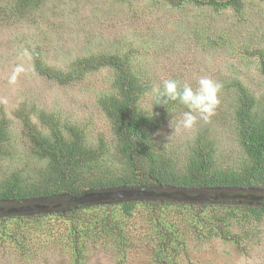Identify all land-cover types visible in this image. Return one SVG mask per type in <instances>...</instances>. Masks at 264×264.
Here are the masks:
<instances>
[{"label": "rangeland", "instance_id": "obj_1", "mask_svg": "<svg viewBox=\"0 0 264 264\" xmlns=\"http://www.w3.org/2000/svg\"><path fill=\"white\" fill-rule=\"evenodd\" d=\"M16 1L0 0V125L3 122L5 132L0 145V180L14 170L32 172L38 164L29 156L31 143L23 122L27 117L45 134L51 122L59 120L67 135L62 124L81 130L91 146L102 140V155L96 158L101 168L115 174L125 169L114 146L113 121L100 102L114 90L113 69L103 65L85 70L60 84L35 68L41 59L67 72L79 60L102 53L125 56L131 70L140 75L146 89L138 108L146 111L153 105V85L164 79L193 87L202 76L220 82V102L208 121L198 120L192 129H184L180 121L186 109L177 103L169 108L153 138L161 152L177 160V169L201 141L213 145L218 169L239 165L242 152L234 120L233 81L255 98L264 96L259 62L264 58V0H242L238 10L215 9L189 0L181 5L166 0H35L34 7L26 6L20 14L14 8ZM172 188L134 189L154 192L142 196L159 199L154 204L138 203L129 215L118 211L113 202L77 209L73 221L96 239L82 238L78 264H264V218L248 222L238 213L237 221L214 223L218 234L207 233L208 225L197 221L202 202L213 203L227 194L238 196L231 198L238 205H250L264 201V195L254 189ZM117 190L125 188L109 191ZM175 192L185 198L171 196ZM199 195L203 198L191 199ZM119 198L128 197L76 202ZM68 200L73 198L61 195L19 207L0 201V213L32 206H37L32 210L65 208ZM4 214L8 213L0 214V264H77L74 246H67L63 239L65 217H16L5 223L1 222ZM102 219L117 222L122 240L105 235ZM168 234H172L169 239ZM152 235L159 245L168 246L159 250Z\"/></svg>", "mask_w": 264, "mask_h": 264}, {"label": "trees", "instance_id": "obj_2", "mask_svg": "<svg viewBox=\"0 0 264 264\" xmlns=\"http://www.w3.org/2000/svg\"><path fill=\"white\" fill-rule=\"evenodd\" d=\"M35 0H18L15 2L17 14L23 12L26 6L34 7ZM173 5H181L188 0H166ZM199 5H210L215 9L232 7L238 10L242 0H189ZM32 5V6H31ZM264 59V58H263ZM260 59V70L264 77V60ZM103 65L113 69V92L106 93L100 99L104 112L114 124L113 134L115 148L125 167L118 173L109 172L101 168L96 158H100L103 151V142L91 146L86 143L81 130L73 125L62 124L67 135L59 127V120L51 122L48 134L38 128L35 129L28 117L23 119L24 130L31 143L29 156L35 158L38 164L33 166L32 172L14 170L0 180V201H6L21 206L26 202L31 204L46 202L53 197L65 195L73 198L68 200L65 208L35 209L32 211H18L7 209L1 217V222L11 219L35 218L39 216L57 215L65 217L66 233L63 236L67 246H74V256L78 264L81 258L80 245L83 237H89L87 228L76 224L74 215L76 210L86 205L100 203L98 206L116 203L118 211L125 215L131 214L138 203L154 204L159 198L134 197L108 199L97 202H76L88 192L109 191L118 188L125 189H155L163 188H197L239 191L254 189L264 195V96L255 98L241 83L233 81L236 88L234 99V120L237 129V140L241 148L242 157L238 166L228 169H218L214 159L213 145L198 142L192 146L191 152L185 155V163L176 168L170 155L158 149L153 134L164 123V118L173 105L170 102L165 107L152 105L149 111L138 108V100L144 89L145 82L140 75L131 70L129 61L125 56L115 53L91 55L89 58L79 60L73 67L63 72L61 69L50 67L36 60V71L49 79H54L60 84H66L78 78L85 70H91ZM232 82V83H233ZM233 84V85H234ZM153 112V113H152ZM3 123V122H2ZM0 125V145L4 143L5 132ZM30 127V130L28 129ZM100 165V167H99ZM140 172L143 173L140 176ZM236 204V205H233ZM231 198L218 199L213 203L202 202L197 221L208 225L207 233L215 232V225L236 220V214L248 222L258 223L264 218V201H255L250 205ZM232 205V206H231ZM234 206V207H233ZM238 209L237 211H234ZM205 219V220H204ZM37 222L39 221L36 219ZM75 222H74V221ZM14 221V220H12ZM105 235L109 238H120L122 232L117 222L102 219ZM252 224V223H251ZM39 225H37L38 227ZM29 237V236H28ZM153 237V235L151 236ZM172 234H168V239ZM93 242L96 240L92 238ZM157 242L159 239L154 236ZM50 241V239H47ZM170 243V242H169ZM159 250L168 245L157 242ZM158 255V251L155 252Z\"/></svg>", "mask_w": 264, "mask_h": 264}, {"label": "clouds", "instance_id": "obj_3", "mask_svg": "<svg viewBox=\"0 0 264 264\" xmlns=\"http://www.w3.org/2000/svg\"><path fill=\"white\" fill-rule=\"evenodd\" d=\"M221 88L220 82L206 76L198 79L196 87L176 79H164L161 83L154 84L151 89L153 107H165L170 102H178L186 109L180 124L184 129H192L198 120L206 122L214 113L220 102L218 93Z\"/></svg>", "mask_w": 264, "mask_h": 264}, {"label": "water", "instance_id": "obj_4", "mask_svg": "<svg viewBox=\"0 0 264 264\" xmlns=\"http://www.w3.org/2000/svg\"><path fill=\"white\" fill-rule=\"evenodd\" d=\"M146 194H154V192H147L143 190H134V189H125V190H117L115 192H110V191H103V192H88L81 196L77 201H94L98 199H107V198H118V197H128V196H142ZM221 194V193H220ZM171 196H174L176 198H185L182 192H175L171 194ZM197 196L191 199H198V198H203V196ZM235 198L238 197L236 195H227L225 194L224 198ZM204 198H207L204 196ZM258 198V197H257ZM37 206H32V207H20L17 209L18 211H25V210H32L33 208H36ZM14 210V209H12Z\"/></svg>", "mask_w": 264, "mask_h": 264}]
</instances>
